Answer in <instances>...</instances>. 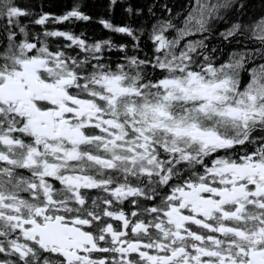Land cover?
<instances>
[{"label":"snow or ice","instance_id":"snow-or-ice-1","mask_svg":"<svg viewBox=\"0 0 264 264\" xmlns=\"http://www.w3.org/2000/svg\"><path fill=\"white\" fill-rule=\"evenodd\" d=\"M52 6L0 0V264H264V0Z\"/></svg>","mask_w":264,"mask_h":264},{"label":"trees","instance_id":"trees-1","mask_svg":"<svg viewBox=\"0 0 264 264\" xmlns=\"http://www.w3.org/2000/svg\"><path fill=\"white\" fill-rule=\"evenodd\" d=\"M70 0H51L52 7L48 8L47 10L54 11L59 13L63 10V6L67 3H69ZM82 3L83 10L88 12L90 15L98 16V15H105L108 14L103 11L102 8L98 7L97 5H100L106 0H80ZM127 3H131L133 5L141 4L145 2V0H126ZM147 2H151V0H147ZM182 0H177V4L181 3ZM114 23H120L123 22V20L126 18V13L123 12V9L120 7H117L114 12L111 14L110 17ZM55 27L59 28H70L74 32L79 33L80 31L84 30L87 35L89 36H101L105 34V30L102 29V27L99 24L92 23V24H84L83 22H77L75 24H61V25H55ZM246 79V74H245Z\"/></svg>","mask_w":264,"mask_h":264}]
</instances>
